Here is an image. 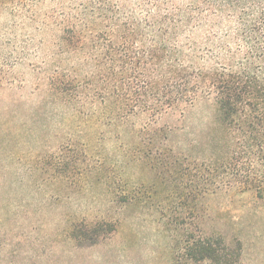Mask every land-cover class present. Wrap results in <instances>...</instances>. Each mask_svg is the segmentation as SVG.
Wrapping results in <instances>:
<instances>
[{"label":"rangeland","instance_id":"374dc122","mask_svg":"<svg viewBox=\"0 0 264 264\" xmlns=\"http://www.w3.org/2000/svg\"><path fill=\"white\" fill-rule=\"evenodd\" d=\"M55 3L0 6V264H215L184 251L206 238L264 264V194L205 191L211 104L103 111L93 86L61 82L77 61ZM95 226V244L71 236Z\"/></svg>","mask_w":264,"mask_h":264},{"label":"trees","instance_id":"16d2710c","mask_svg":"<svg viewBox=\"0 0 264 264\" xmlns=\"http://www.w3.org/2000/svg\"><path fill=\"white\" fill-rule=\"evenodd\" d=\"M40 1L46 2L0 0V6L17 13ZM55 5L61 53L77 61L73 71L65 70L69 80L61 82L93 86L103 111L125 115L142 111L154 118L211 104L210 150L201 175L205 191L233 180L263 197L264 0H56ZM104 229L71 236L86 237L92 245ZM225 249L206 238L187 243L184 251L191 260L237 263L240 250L228 256Z\"/></svg>","mask_w":264,"mask_h":264}]
</instances>
